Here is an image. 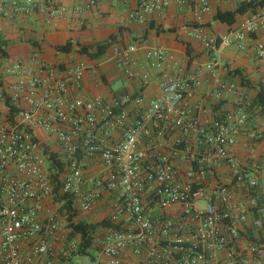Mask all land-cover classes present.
<instances>
[{
	"label": "built area",
	"instance_id": "1",
	"mask_svg": "<svg viewBox=\"0 0 264 264\" xmlns=\"http://www.w3.org/2000/svg\"><path fill=\"white\" fill-rule=\"evenodd\" d=\"M189 1L198 12L210 10V0ZM36 3L26 0L20 9L30 12ZM169 3L142 2L132 18L143 21ZM263 31L261 9L225 35L198 28L194 37L212 51L219 40L243 50ZM134 51L131 46L118 55L126 67ZM254 52L264 64V40ZM147 58L165 79L162 94L149 102L141 93L112 101L73 96L82 64L72 71L73 85L53 70L42 79L43 68L37 72L19 61L0 70V264H54V242L67 259L77 249L71 242L66 250L69 229L44 145L66 165L61 193L71 195L78 219L118 227L95 233L89 264H264V159L249 163L233 152L251 123L249 106L202 124L191 106L198 79L181 78L175 56L163 48L149 50ZM219 63L206 65L213 77ZM127 73L142 90L151 82L149 74ZM217 90V98L238 93L222 80ZM260 138L259 131L249 133L252 141ZM223 165L229 181L219 173Z\"/></svg>",
	"mask_w": 264,
	"mask_h": 264
},
{
	"label": "crops",
	"instance_id": "2",
	"mask_svg": "<svg viewBox=\"0 0 264 264\" xmlns=\"http://www.w3.org/2000/svg\"><path fill=\"white\" fill-rule=\"evenodd\" d=\"M92 1H96L92 5ZM160 0H37L36 6L30 12L21 11L26 0H0V46L7 57L0 58V70L8 63L23 62L34 71L44 69L40 76L46 79L48 71L57 72L58 77L67 79L73 85L72 71L80 64L85 68L81 86L74 84L73 96L86 100L103 97L107 101L119 99L126 94H139L146 101H152L162 94L165 79L162 72L149 66L147 52L152 49L163 48L171 52L180 65L179 75L195 77L199 83L196 87L191 106L202 124L212 123L218 116L226 117L237 112L247 104L250 106L255 92L241 86L240 81L228 76L224 64L228 62L233 68L246 69L249 77L255 82H264V64L254 52L255 43L264 40V31L253 37L246 49H241L239 43L221 45L219 50L210 52L204 42L194 37L195 29L204 28L214 35H225L235 29L249 16L238 17L234 26L215 22L218 9L234 10L236 0H210V10L206 13L198 12L196 4L185 0L178 4L176 0H169L167 7L154 8L145 15L143 21L132 18V13L138 11L142 2L159 3ZM211 23V26H206ZM151 24L161 27L164 31L158 33L151 28ZM198 25V26H197ZM204 26V27H203ZM120 28L123 29L119 34ZM149 32L145 41L142 37ZM111 35H119V42L109 49L103 57L92 60L88 56L80 55L76 49L78 44L93 46L107 41ZM134 39H138L134 42ZM74 44L70 54H59L57 46ZM182 42L192 46L193 54L189 57ZM135 46L136 51L129 53V64L126 67L121 62L120 52ZM212 53V54H211ZM217 54L220 57H217ZM212 60H218L217 77L207 71L206 65ZM166 71L172 75L176 73L171 64ZM139 74H149L151 82L147 88L141 89L140 80L131 78L127 71ZM233 83L238 87L237 94L224 93L217 98L219 81ZM119 85V86H117ZM253 92L250 101L243 93ZM221 109L217 110L218 104ZM256 110V113H255ZM250 109L251 123L244 130L236 146L235 155L244 161L252 163L264 159V117L258 109ZM251 131L261 132L259 141L249 139ZM46 143L50 139L42 134ZM219 173L224 181H229L231 172L223 165ZM57 255L54 264H74L65 258L60 244L54 242ZM25 256L29 255V247H24ZM42 261L34 260L33 264Z\"/></svg>",
	"mask_w": 264,
	"mask_h": 264
},
{
	"label": "trees",
	"instance_id": "3",
	"mask_svg": "<svg viewBox=\"0 0 264 264\" xmlns=\"http://www.w3.org/2000/svg\"><path fill=\"white\" fill-rule=\"evenodd\" d=\"M261 9H264V0L244 1L238 3L237 7L234 10L223 11L221 9H218L214 21L226 24L231 27L237 23L238 17L245 16L247 14H256ZM206 26H211V23L207 24ZM151 28L153 30H156L158 33L164 31L161 27H156L154 24H151ZM121 31H123L122 28H120L119 34L122 33ZM148 35L149 32L142 37V41H145ZM118 36L119 35H111L107 41L97 43L93 46L78 44L76 51L80 55L88 56L92 60H97L106 55L109 49L119 42ZM137 40L138 39H134V42H136ZM182 43L186 47L187 55L189 57H192V46L186 42ZM220 45L221 40L217 42V47H220ZM56 51L59 54H70L75 51L74 44L72 42H68L66 45L57 46ZM6 57L7 55L5 54L3 47L0 46V58L5 59ZM224 68L227 71L228 76L236 78L240 81L242 87L251 89L255 92V97L252 100L251 105L249 106L250 108L248 107V109H258L264 117V82H255L254 80H252L247 74L246 69L244 68H233L230 64L224 65ZM221 104L222 103L217 105V110L221 109ZM15 112H17L16 109H13L12 114H14ZM217 118L221 119L220 116H218ZM43 147L44 152L48 155L50 170L53 173L55 201L62 204L61 212L66 218L67 228L69 229L68 237L66 240V250H68V245L71 242H75L77 244V249L75 251H72V256L88 258L89 261L93 260L95 233L103 227H109L113 229H118V227L113 225L108 220L89 223L78 219V213L74 209L71 195L61 193L62 185L59 181V174L65 171L66 165L63 162L62 158H60L57 153L53 152L49 146L44 145Z\"/></svg>",
	"mask_w": 264,
	"mask_h": 264
},
{
	"label": "rangeland",
	"instance_id": "4",
	"mask_svg": "<svg viewBox=\"0 0 264 264\" xmlns=\"http://www.w3.org/2000/svg\"><path fill=\"white\" fill-rule=\"evenodd\" d=\"M217 57H220L219 54H217ZM228 64V62H226L224 65ZM119 86V85H117ZM244 94V97H248V99L251 101L254 97V93L253 92H248V93H243ZM248 105V104H247ZM249 106V105H248ZM250 108V107H249ZM249 110V109H248ZM251 113V112H250ZM255 113H256V110H255ZM205 204L204 203H199V206H204ZM97 219V218H96ZM96 222H99V220H95V223ZM70 261H73L74 264H89V259L88 258H82V257H79V256H73V257H70Z\"/></svg>",
	"mask_w": 264,
	"mask_h": 264
}]
</instances>
